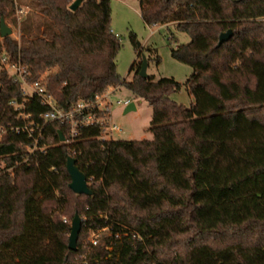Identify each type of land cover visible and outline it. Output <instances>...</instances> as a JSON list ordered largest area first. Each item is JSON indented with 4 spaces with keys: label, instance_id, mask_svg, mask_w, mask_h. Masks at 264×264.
Segmentation results:
<instances>
[{
    "label": "trees",
    "instance_id": "1",
    "mask_svg": "<svg viewBox=\"0 0 264 264\" xmlns=\"http://www.w3.org/2000/svg\"><path fill=\"white\" fill-rule=\"evenodd\" d=\"M111 1L84 0L73 12V0H32L46 20L41 36L5 38L0 52L65 111L82 103L84 115L109 116L98 98L124 88L152 107L153 139L103 140L99 125L71 139L70 124L44 122L50 108L2 68L0 129L23 126L8 104H25L28 122L44 127V152H27L25 134L0 142L11 169L0 176V264H264V0H139L147 26L190 37L172 57L193 69L191 107L172 100L175 80L141 78L142 61L122 79ZM15 12V0H0V22ZM69 157L91 196L70 189ZM76 214L85 237L108 229L84 258L82 231L78 251L68 246L64 218Z\"/></svg>",
    "mask_w": 264,
    "mask_h": 264
},
{
    "label": "rangeland",
    "instance_id": "2",
    "mask_svg": "<svg viewBox=\"0 0 264 264\" xmlns=\"http://www.w3.org/2000/svg\"><path fill=\"white\" fill-rule=\"evenodd\" d=\"M15 1V15L13 18L5 21L7 26L12 29L10 38L21 43L41 36L44 26L46 25V20L39 13L36 5L32 0ZM111 8V29L121 43V50L116 59V64L118 73L122 79L130 81L133 76V72L131 71L132 66L135 62L139 64L142 58L145 57L148 61V76L152 78L153 81L168 78L181 84V91L173 94L171 98L179 105L191 107L194 103V99L187 92L185 84L192 76L193 69L188 65L178 62L172 57V51L189 43L190 37L185 33L179 32L175 25L147 26L141 16V5L139 0H112ZM133 38H135V44L133 43ZM2 42L3 38L0 34V44H3ZM140 53L141 56L139 57ZM3 58H6L5 54L0 52V71L4 68L9 75L15 74V71L11 69L13 67L7 63L3 64ZM45 76L42 77V80H44ZM29 87L30 85L25 87L26 93L28 94L31 92ZM110 93L109 99L106 102H101V109H105V107L108 106L107 104H110L108 106L110 111V124L122 130V133H113V140H152V107L144 100L133 96L124 88ZM127 101L131 104H135L137 107L136 111L125 113L127 106L118 103ZM1 165L4 167L6 166L4 162ZM64 221L69 222L68 224L71 228L73 219L69 220L64 218ZM84 222L86 223L85 219ZM87 232L88 235L86 237L83 232V237L81 239L84 247L83 258L91 251V240L96 233L89 228ZM106 236H108L107 232L99 233V245L103 244V240Z\"/></svg>",
    "mask_w": 264,
    "mask_h": 264
},
{
    "label": "built area",
    "instance_id": "3",
    "mask_svg": "<svg viewBox=\"0 0 264 264\" xmlns=\"http://www.w3.org/2000/svg\"><path fill=\"white\" fill-rule=\"evenodd\" d=\"M74 1V0H73ZM3 64L7 63V59L3 58L2 59ZM8 64V63H7ZM11 69L15 71V74L10 75L14 76L16 78V82H20L22 84V90L23 94L26 97H32L33 95L38 96L41 100L42 103L50 108L48 112L43 114L41 116V119L44 122H62V123H68L70 124V133L69 137L71 139L75 138L78 132L79 127H89L93 125H99V126H105L103 134H102V139L103 140H113V133L119 132L122 133V130L119 129L115 125L110 124V116L106 117H96L94 115H84V110L87 108V105H84L82 103L78 104L76 107L71 109L70 111H65L61 108H58L57 105L55 104L54 100L50 95L47 94V91L45 90L44 87L40 86V83H33L29 84L26 80V69L22 68L20 66H15V65H10ZM30 85L31 92L28 94L26 93V88ZM118 89L110 90L107 94L102 96L101 98H98V103L100 104L101 108V102H106L112 91H117ZM118 104H124L126 106H129L131 103L129 101L127 102H119ZM9 107L14 109L16 112H19L18 114V119H22L25 121V124L23 126H17L14 127L10 125L7 128H1L0 129V142L2 138L8 133H16V134H25L29 139H32L34 141V146L33 148H29L27 152L34 154L37 151L44 152L43 149L39 146V142L43 137V131L44 127H41L39 125H36L34 122H28L30 120L31 115L26 114L23 110L25 108V104H19L18 102L12 100L9 102ZM108 106L110 104H107ZM108 106L103 109L106 112H110ZM3 161L0 159V176L11 172V169H8L6 166H2L1 164ZM100 232H108V229H103L97 231L92 240H91V246L96 247L99 245V233Z\"/></svg>",
    "mask_w": 264,
    "mask_h": 264
},
{
    "label": "water",
    "instance_id": "4",
    "mask_svg": "<svg viewBox=\"0 0 264 264\" xmlns=\"http://www.w3.org/2000/svg\"><path fill=\"white\" fill-rule=\"evenodd\" d=\"M83 1L84 0H75L70 6V10L73 12L77 11ZM0 34L3 39L10 37L12 34V29L7 26L4 19H1L0 22ZM232 36H233V32L231 30L222 33L219 37L218 46H221L222 44L228 42L232 38ZM147 70H148V61L145 57H143L141 71H140L141 78L143 79L148 78ZM132 111H136V107L134 103L127 106L125 113H129ZM61 142H65V138L63 136H61ZM66 169L71 178V183L69 187L72 190V192H74L76 195L91 196L92 191L89 188L88 179L85 176V174L79 169V167L76 164V160L74 158L71 157L68 158ZM82 227H83L82 219L78 214H76L72 221L71 231L69 236V245H68L69 249L73 252L78 251V240H79V235L82 231Z\"/></svg>",
    "mask_w": 264,
    "mask_h": 264
},
{
    "label": "crops",
    "instance_id": "5",
    "mask_svg": "<svg viewBox=\"0 0 264 264\" xmlns=\"http://www.w3.org/2000/svg\"><path fill=\"white\" fill-rule=\"evenodd\" d=\"M136 107V106H135ZM136 109H137V107H136Z\"/></svg>",
    "mask_w": 264,
    "mask_h": 264
}]
</instances>
